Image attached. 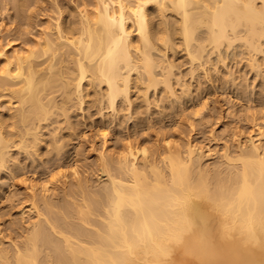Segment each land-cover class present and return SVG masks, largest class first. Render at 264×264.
I'll return each mask as SVG.
<instances>
[{"label":"bare ground","instance_id":"1","mask_svg":"<svg viewBox=\"0 0 264 264\" xmlns=\"http://www.w3.org/2000/svg\"><path fill=\"white\" fill-rule=\"evenodd\" d=\"M84 3L76 28L66 29L57 16L33 47L0 39V90H9L19 105L8 119L0 112V169L10 161L13 139L38 140L36 123L55 113L49 91L60 88L73 100L86 90L85 81L103 84L114 111L118 99L129 100L134 72L145 89H170L162 50L174 36L192 62L208 45L219 50L240 41L250 52L262 49L264 0H95L93 9ZM150 4L158 13L179 15L164 20L158 39ZM58 108L66 116V107ZM6 120L26 125V132L23 126L9 135ZM253 121L256 128L237 134L235 148L226 144L222 151L167 132L157 140L161 152L131 141L109 152L110 133L100 129L104 144L95 158L108 177L101 197L88 193L78 167L26 183V212L35 218L20 244H6L0 235V264H264V115ZM25 139L19 144L30 153ZM61 193L65 204L56 213Z\"/></svg>","mask_w":264,"mask_h":264},{"label":"rangeland","instance_id":"2","mask_svg":"<svg viewBox=\"0 0 264 264\" xmlns=\"http://www.w3.org/2000/svg\"><path fill=\"white\" fill-rule=\"evenodd\" d=\"M94 1L0 0V39L4 43L9 41L19 46L34 45L41 30L47 29L46 25L49 27L47 22H55L57 16H63L61 19L66 29H74L78 25L82 4L92 3L89 6L94 8ZM149 8L153 32L157 39L161 38L166 27L164 22L168 19L175 21L179 15L171 9H166V14L158 13L155 4H150ZM174 38L172 44L162 48L166 58L164 61L168 64L165 71L168 68L171 70L170 74L165 71L163 73L169 75L172 91L164 88L163 84L155 89H145V84L138 80L140 74L134 72L129 100L118 99L114 111L104 97L105 85L98 82V85H90L85 81L84 94L81 92L80 96L72 95L73 100L67 99L60 88L49 91L48 97L55 98L58 106L49 119L36 123L39 124L35 125L38 133L34 132L37 133L36 138L39 136V141L31 137L33 135L26 137V125L14 127L16 121L13 124L11 120L5 121L8 125L10 123L9 126L6 124V130L11 131L9 135L15 132L19 135L24 126V131L20 132L31 145V152L27 153L29 149L23 150L19 144L22 142L23 138L19 140L22 135L11 138L15 142L8 149L10 161L7 167L0 169V235L5 237L6 244H11L12 241L22 243L27 234V224L35 218L34 212H26V183L30 181L47 180L56 176L59 170L78 167L81 176L89 181L88 193L95 198L101 197L102 187L108 182V177L101 172L95 158L104 144L99 135L100 129H106L110 133L105 144L109 152L120 151L130 141L140 146L148 145L153 151L161 152L162 143L157 144V140L167 132L168 135L170 133L171 136L184 140L191 136L194 143L205 149L212 147L222 151L226 144L235 148L239 138L237 134H249L256 128L253 120L257 115H264V40L260 41L262 49L257 53L250 52L247 45L240 41L229 47L223 45L219 50L208 45L204 57L192 62L181 40L178 36ZM165 67L157 70L161 73ZM159 78L162 79L161 76ZM10 93L9 90H0V112L7 117L5 119L19 107L17 99L10 97ZM81 95H85L83 101ZM60 106L66 107V116L59 112ZM33 141L39 143L35 142L34 145ZM55 142L62 145L60 150ZM57 199L60 205L54 207V211L61 213L63 210L59 207L65 204L64 194L58 195ZM67 199L69 202L75 201L70 197Z\"/></svg>","mask_w":264,"mask_h":264}]
</instances>
